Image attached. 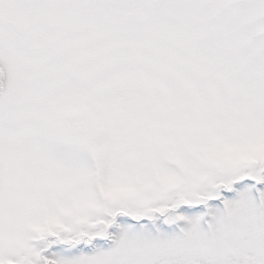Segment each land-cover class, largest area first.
<instances>
[{
  "label": "snow or ice",
  "instance_id": "1",
  "mask_svg": "<svg viewBox=\"0 0 264 264\" xmlns=\"http://www.w3.org/2000/svg\"><path fill=\"white\" fill-rule=\"evenodd\" d=\"M0 264H264V0H0Z\"/></svg>",
  "mask_w": 264,
  "mask_h": 264
}]
</instances>
